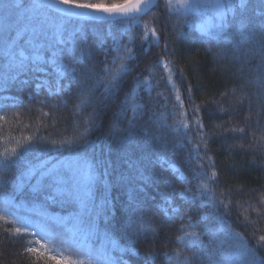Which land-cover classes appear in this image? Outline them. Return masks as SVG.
<instances>
[{
	"label": "snow or ice",
	"instance_id": "snow-or-ice-1",
	"mask_svg": "<svg viewBox=\"0 0 264 264\" xmlns=\"http://www.w3.org/2000/svg\"><path fill=\"white\" fill-rule=\"evenodd\" d=\"M153 7H159L157 0H122L111 4L92 2V0H0V66L3 71V83L7 85L16 81L22 74H31L30 78L20 80V84L27 86L33 80L36 81L35 92H29L28 96L29 99H33L44 90L45 98L37 101L41 105H46L48 99L53 97L61 98V103L67 105L68 101L64 96L72 94L75 86L78 102L74 106L73 114L81 113L88 107L93 109L84 116L83 131L71 140L60 141L58 148L84 149L90 143L87 137L96 127V118L99 116L95 105L115 98L122 90L126 77L135 70L134 62L137 57L131 46L134 41L130 38L129 43L124 44L123 36L129 34L131 26L138 23L140 18ZM164 9L170 17H185V24L189 27L194 24L200 33L199 42L206 44V50L214 57H231L241 65L238 69L241 74H244L247 66L249 72L256 74V82L264 89V0H259L255 5H250L249 0H164ZM187 18H191V24ZM95 21L125 25L120 37L113 35L111 30L108 32L113 41L111 46H105L102 40L97 45L104 53V59L100 61L102 66L99 68L94 59L93 49L88 44L86 32V25ZM143 28V39L148 41L149 46L154 42L160 47L161 38L156 29L149 28L148 24H144ZM149 32L155 38L154 41L149 40ZM96 35L99 37L100 34L97 32ZM213 48L218 51L213 52ZM168 49L169 45L165 43V55ZM110 53L114 55L109 58ZM156 64L162 65L166 70L167 76H161L160 79L166 80L173 90L175 101L171 105L173 123L167 124V116L156 112H151L148 116V123L161 121L163 127L175 134L176 143L182 147L190 146L189 162L192 159L210 161L211 157L206 154L209 150L208 140L211 137L205 131L203 117L200 115L201 106L195 103L190 85L186 89L188 95L185 98L180 94L173 80L177 74L183 78V70L174 66L171 61L165 60L164 56H160ZM37 74H43V77ZM65 79L68 80L67 84L62 83ZM153 87L147 77L141 79L138 75L133 79L131 91L125 93L122 101L124 107L118 113H123L125 107L130 106L132 116L127 119L125 128L113 124L105 138L109 154L113 150V144L126 148L136 135L137 120L143 119L144 110L148 107L143 103H137L136 97L141 88H144L151 97ZM100 88L103 92L100 97H96L94 92ZM232 92L235 94L236 89L234 88ZM245 98V95L241 94L238 100L242 103ZM8 99L4 97V100ZM164 99L167 102L168 97ZM185 99L191 107L190 111L185 107ZM18 106L20 105L10 106L0 103V113H4L0 114V127L8 122L7 109ZM164 107H167V103ZM219 111L224 113L227 109L221 107ZM42 114L48 116V113ZM13 115L19 116V113L15 112ZM220 127L221 125H217V128ZM224 131L243 133L244 129L233 126ZM142 132L144 144L164 139L163 136L158 137L150 132L147 126ZM13 139L11 135L4 138L6 141ZM24 139L29 145L33 142L32 136ZM261 139L264 140V137ZM53 144L56 145V142L53 141ZM164 146H167L166 143ZM202 151L204 155H201ZM123 155V163L127 165L126 172H117L113 167V161L105 155L103 149L99 158L93 154L90 161L77 155L72 160L53 164L50 167L41 166L42 187L35 188L34 193L44 195L46 201L52 200L62 206L78 205L80 211L70 212L67 216L44 215L43 222L35 224L24 217L12 220L13 224L20 222L23 226L16 227L11 234L26 240L24 250L35 258L36 264H39L41 259H44L45 264H48L49 260L55 261V264H128L124 259L125 254H139L132 246L136 241L148 237L155 238L158 235L155 213L149 207V197L145 193V187L150 182L145 171L151 161L146 162L142 157L133 159L127 150ZM0 156H2L0 166H6L20 159L21 142L17 141L15 147H5ZM170 167L174 173L180 172L179 168ZM204 167L201 163L200 171L192 169L194 176L199 180L196 192L186 188L179 195L200 209L205 206L211 207V212H201L203 234L208 237V242L205 244L200 233L186 231L187 228L200 226L199 223L194 225L189 217L188 223L181 225L180 231L183 235L177 236L176 239L185 248L196 249L192 257L181 258L182 253L175 249L170 252L165 251L163 255L176 264H192L193 258L207 260L208 264H264V256L249 247L243 234L233 229L225 219L230 215L231 200L221 199L224 194L218 195L213 187L217 181L214 166L210 174L204 171ZM29 175H35L31 168ZM201 177L206 179H200ZM180 179L187 178L181 173ZM114 185L127 190L128 200L124 208L129 226L134 224L131 243L128 247H122L111 238L109 232L105 231L104 243L97 248L93 246L98 233L92 217L98 210L106 211L112 207L111 188ZM99 186L103 187L104 194L101 204L97 206L94 202V192ZM176 194L174 188L162 193L163 203L156 204V210L165 216L178 214L180 209L174 200ZM260 204L264 205V193L260 195ZM249 207L257 213L258 219L264 216L261 208L250 204ZM221 208L224 209L223 213L217 215ZM242 215L245 223L253 225L257 223L248 219L246 211ZM4 220H7V217L0 210V221ZM49 222L62 227L64 231L53 230L49 227ZM220 233L224 235L221 236ZM28 237L34 239H27ZM229 238L238 243L230 245L231 251L226 252L223 245L228 243ZM257 239V247H264V234L259 235ZM49 244L53 247L49 248ZM34 245H39V248ZM70 251L82 253L83 258L73 259L70 255L64 257V253ZM50 252H57L64 258L57 259L56 255H47ZM156 255L154 250L148 251L145 254L146 264L148 261H154Z\"/></svg>",
	"mask_w": 264,
	"mask_h": 264
},
{
	"label": "trees",
	"instance_id": "trees-1",
	"mask_svg": "<svg viewBox=\"0 0 264 264\" xmlns=\"http://www.w3.org/2000/svg\"><path fill=\"white\" fill-rule=\"evenodd\" d=\"M92 2L111 4L122 2V0H92ZM157 2L159 7H153L144 14L138 23L131 26L130 33L123 36L124 44H128L130 38L134 41L131 46L137 57L134 62L135 70L126 77L122 90L115 98L95 105L99 116L96 118V127L87 137L90 143L84 149L58 148L60 141L71 140L83 131L84 116L93 110L92 107H88L81 113L73 114L74 106L78 102L75 86H73L72 94L64 96V99L68 101L67 105L61 103L59 97L49 98L46 105H41L37 101L45 98L44 90L33 99H29L28 96L29 92H35L36 81L33 80L27 86L20 84V80L30 78L31 74H22L16 81L5 85L2 66H0V103L10 106L20 105L7 109L8 122L0 127V153L5 147H15L17 141L21 142V158L6 166H0V210L7 217V220L0 221V264H36L35 258L24 250L26 240L11 234L16 227L23 226L20 222L13 224V219L24 217L30 223L35 224L42 223L44 215L67 216L70 212L80 211L78 205L62 206L52 200L46 201L44 195L34 193L35 188L42 187L40 184L41 166L50 167L53 164L72 160L77 155L90 161L93 154L97 158L100 157L101 149L113 161V167L117 172L127 171V165L123 163L125 150L132 155L133 159L142 157L146 162L151 161L145 171V175L150 178V182L145 187V193L149 197V207L155 213L158 235L155 238L148 237L136 241L132 246L139 254H125L124 259L128 261V264H146L145 254L150 250H154L157 255L155 260L148 261V264H176L175 261L170 262L163 255L165 251L170 252L174 249L182 253L181 258L192 257L196 249L185 248L176 239L177 236L183 235L180 228L182 224L188 223L189 217L194 225L199 223L200 226L187 228L186 231L200 233L207 244L208 237L203 234L201 212H211V207L205 206L200 209L179 195L186 188L196 192L199 180L194 176L192 169L200 171L199 164L201 163L205 166L204 171L209 174L214 166L217 181L213 187L218 195L224 194L221 199L231 200L230 215L225 219L233 229L243 234L249 247L264 256V247H257L258 236L264 234V216L258 219L257 213L249 207L250 204L261 208V212L264 213V205L260 204V195L264 193V140L261 139L264 137V95L261 94L264 93V89L256 82V74L249 72L247 66L244 74H241L238 71L241 65L233 61L231 57H214L206 50L207 45L199 42L200 33L194 24L189 27L185 24L186 18L183 16L170 17L164 9V0H157ZM249 3L255 5L259 3V0H249ZM187 19L191 24V18ZM144 24L156 29L161 38L160 47H157L154 42L149 46L148 41L143 39ZM124 27V24H110L104 21L89 22L86 25L88 44L93 49L98 68L102 66L100 61L104 59V53L98 49L97 45L102 40L105 46H111L113 41L108 32L111 30L113 35L120 37ZM97 32L100 34L99 37L96 35ZM149 40H155L150 32ZM165 43L169 45L167 55L164 53ZM216 51L218 50L213 48V52ZM111 55L114 53H110L109 58ZM160 56H164L165 60L171 61L174 66L183 70V78L177 74L173 80L180 94L185 98L188 95L186 89L190 85L195 103L201 106L200 115L203 117L205 131L211 137L208 140L209 150L206 154L211 157L210 161L192 159L189 162L190 146L182 147L176 143L175 134L163 127L161 121L148 123V116L151 112L163 113L167 116V124L173 123L171 105L175 103L174 94L170 84L160 79L161 76H167L162 65L156 64ZM37 75L43 77V74ZM138 75L141 79L147 77L154 85L151 97L144 88L139 90L136 97L137 103H143L148 107L144 110L143 119L137 120V133L131 142L126 145V148L113 144V150L109 154L105 138L113 124L120 128L127 127V119L132 116L130 106L125 107L123 113H118L124 107L122 101L125 93L131 91L132 81ZM62 83L67 84L68 80L65 79ZM234 88L236 89L235 94L232 92ZM102 92V88L97 89L94 95L100 97ZM157 93H163V95H157ZM225 93L227 95H224ZM241 94L246 97L242 103L238 100ZM4 97L9 99L4 100ZM164 97H168L167 102ZM166 103L167 107H164ZM185 107L191 110L187 99H185ZM221 107L227 111L221 113L219 111ZM15 112H18L19 116H14ZM42 113H48V116ZM217 125L221 127L217 128ZM145 126L150 132L158 137L163 136L164 139L144 144L142 129ZM233 126L243 128L244 132L224 131ZM9 135L14 139L4 140ZM28 136L33 137L31 145L24 139ZM201 155H204L203 151ZM170 166L179 168L180 172L174 173ZM29 168L35 175H29ZM181 173L187 178L186 180L180 179ZM200 179L206 178L201 177ZM173 188L177 193L174 200L180 211L178 214L165 216L156 210L155 205L162 204V193L171 191ZM103 194V187H97L94 192V202L97 206L101 204ZM111 200L110 209L98 210L92 217L98 233L93 246L97 248L104 243L103 233L105 231L109 232L111 238L122 247H128L131 243L130 237L134 224L129 226L124 208L128 200L127 190L114 185L111 188ZM223 211L224 209L221 208L217 215L222 214ZM245 211L249 220L257 221L255 225L244 222L242 213ZM49 227L57 232L64 231L62 227L51 222H49ZM220 235L223 236L224 233ZM27 239L34 238L28 237ZM236 243L238 241L229 238L223 248L226 252L231 251L230 245ZM34 246L39 248V245ZM48 247L52 248L53 245L49 244ZM47 255H56L57 259H63L69 255L73 259L83 258V254H78L76 251L64 253V257L57 252H50ZM114 255L117 254L114 253ZM39 264H45L44 259H41ZM48 264H55V261L49 260ZM192 264H208V261L193 258Z\"/></svg>",
	"mask_w": 264,
	"mask_h": 264
}]
</instances>
